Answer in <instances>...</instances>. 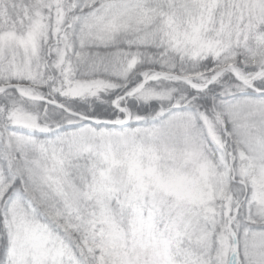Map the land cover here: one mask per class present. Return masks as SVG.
<instances>
[{
    "label": "snow or ice",
    "instance_id": "1",
    "mask_svg": "<svg viewBox=\"0 0 264 264\" xmlns=\"http://www.w3.org/2000/svg\"><path fill=\"white\" fill-rule=\"evenodd\" d=\"M0 264H264V0H0Z\"/></svg>",
    "mask_w": 264,
    "mask_h": 264
}]
</instances>
